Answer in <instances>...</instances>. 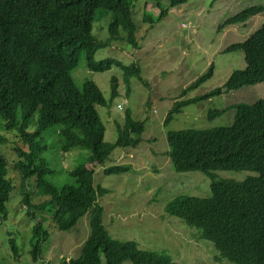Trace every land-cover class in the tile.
<instances>
[{
	"label": "trees",
	"instance_id": "1",
	"mask_svg": "<svg viewBox=\"0 0 264 264\" xmlns=\"http://www.w3.org/2000/svg\"><path fill=\"white\" fill-rule=\"evenodd\" d=\"M137 1L0 0V120L6 132L16 131L21 146L15 148L19 160L14 165L21 183V206L29 215H33L35 209L52 211V223L63 233L74 229L90 213V235L80 256L63 259L60 264H102V256L105 264L126 261L177 264L164 254L141 250L136 242L113 240L106 231L104 211L97 199L98 195L105 196L108 192L94 188L95 167L105 165L116 149H137L143 141L145 122L136 121L127 110L124 125L117 127V141L106 143V127L98 112L99 107H109L103 93L92 81L78 87L71 75L85 54L86 67L91 72L105 73L118 67L124 72L126 82L128 77L135 76L144 83L137 62L124 67L111 60H95L99 50L119 39L133 50H140L139 26L133 16ZM148 1H155L160 10L157 17H150L148 13L145 16L146 24L153 26L173 8L189 0H166L165 8L161 7L164 0ZM98 11L112 18L105 42L92 34ZM262 12L263 8L253 7L227 17L219 31L245 24ZM235 51H243L245 69L233 72L223 87L203 97L177 101L165 119V128L187 106L264 83V24L242 43L224 50L225 53ZM213 75L212 65L185 93ZM118 90V80L113 78L110 102L118 97ZM231 107L236 113L230 127L167 133L169 152L166 157L174 171L177 174L201 172L212 184L209 198L178 196L166 205L165 212L195 229L202 240L212 243L219 254L218 260L232 264H264V101ZM225 112L211 111L210 118ZM48 130H52L49 138L55 141L39 146L38 139L43 140ZM75 150L91 153L85 164L69 173L75 185H53L48 177L54 175V170L45 154L57 153L52 156L55 162V158L67 157ZM8 167L7 159L0 153L2 221L7 219V204L15 191L13 182L8 179ZM128 170V166H115L105 172L120 175ZM218 171L254 175L243 182L216 181ZM35 189V195L47 198L40 205L32 203ZM33 231L37 244L31 254L35 261H40L41 237L47 232L41 224ZM11 251L18 259L13 240Z\"/></svg>",
	"mask_w": 264,
	"mask_h": 264
},
{
	"label": "rangeland",
	"instance_id": "2",
	"mask_svg": "<svg viewBox=\"0 0 264 264\" xmlns=\"http://www.w3.org/2000/svg\"><path fill=\"white\" fill-rule=\"evenodd\" d=\"M156 4L148 0L134 3L139 51L119 39L110 47L99 50L95 57L97 62L111 60L124 67L137 62L144 83L135 76L128 77L126 82L124 72L118 67L105 73L91 72L86 67L85 54L71 72L80 88L87 81L94 82L109 105L98 108L106 127V143L117 141V127L124 125L127 110L136 121L145 122L143 141L137 149H116L105 165L95 167L94 188L108 192L105 196L98 195L97 203L104 211L103 223L113 240L136 242L141 250L164 254L177 264H232L218 260L219 254L212 243L202 240L195 229L165 212L166 205L178 196L209 198L212 184L201 172L177 174L174 171L166 157L169 152L167 133L230 127L236 113L230 110L231 106L264 101V83L187 106L168 128L164 127V122L177 101L203 97L223 87L233 72L245 69L243 51L225 53L224 50L242 43L264 24V0H189L151 26L144 20L147 13L150 17L158 16L160 10ZM167 6L166 0L161 1L162 8ZM253 7H261L263 12L245 24L219 31L227 17ZM111 19L104 11L96 12L92 34L99 41L105 42L109 38ZM212 65L213 77L185 93ZM113 78L118 80L119 95L110 102ZM181 96L184 97L180 99ZM214 110L226 112L211 119L210 113ZM51 133L52 130H48L43 140L38 139V145L55 141L49 138ZM15 135L16 131L6 132L0 120V139L4 140L0 142V153L7 159L8 179L15 186L7 204L6 221L0 217V264H60L63 259L78 258L90 235V213L66 233L53 225L52 211L35 209L33 215L28 214L21 206V183L19 173L14 169L19 160L15 148L20 146ZM45 156L54 170L48 181L63 187L75 185L69 173L85 164L91 153L75 150L67 157L60 155L55 162L54 158L52 160V156H57L54 151H48ZM115 166H128L129 170L120 175L105 172ZM251 175L254 174L218 171L215 180L243 182ZM36 192L33 190L32 203L40 205L47 198L35 195ZM40 224L47 234H42L40 261H35L31 254L37 244L33 230ZM12 240L18 249V259L11 251ZM102 264H105L104 256Z\"/></svg>",
	"mask_w": 264,
	"mask_h": 264
}]
</instances>
